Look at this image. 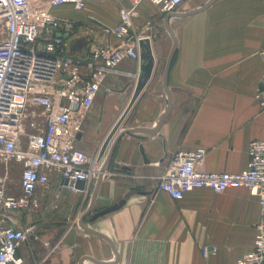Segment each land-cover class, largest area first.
<instances>
[{
    "label": "crops",
    "instance_id": "crops-1",
    "mask_svg": "<svg viewBox=\"0 0 264 264\" xmlns=\"http://www.w3.org/2000/svg\"><path fill=\"white\" fill-rule=\"evenodd\" d=\"M207 1L187 0L172 13ZM129 7L128 0H87L81 11L52 8L69 22L64 55L84 59L94 46H117L100 27H114L119 10ZM167 15L147 1L138 8L135 30L152 23L154 66L101 158L108 175L77 191L61 188L51 175L48 188H38L39 209L20 217L37 236L17 250L22 264H237L252 248L259 206L246 189L201 188L173 200L157 184L177 151L203 148L199 171L235 174L246 169L249 143L264 140V112L255 97L264 75V0H216L196 14L171 17L177 47L165 88L173 45ZM142 65L140 58H126L121 74L104 79L84 114L78 149L99 156ZM204 245L217 249L208 260Z\"/></svg>",
    "mask_w": 264,
    "mask_h": 264
},
{
    "label": "built area",
    "instance_id": "built-area-1",
    "mask_svg": "<svg viewBox=\"0 0 264 264\" xmlns=\"http://www.w3.org/2000/svg\"><path fill=\"white\" fill-rule=\"evenodd\" d=\"M128 1L130 7L119 10L114 27H100L119 44L94 46L86 58L78 59L64 55L69 22L50 10L71 5L81 11L87 0H0V264H22L17 250L30 238L37 240L35 227L23 226L20 217L39 209L36 192L48 188L51 175L61 188L72 191L77 189L70 182L82 181L86 186L108 175L101 159L76 147L84 114L104 79L121 74L124 59L138 61L139 42H151L154 37L149 34L150 21L140 32L134 28L140 4L147 1L161 14H169L187 0ZM260 85L255 97L264 112V75ZM205 155L203 148L175 152L157 190L181 200L195 189H246L257 200L259 219L252 248L237 264H264V140L249 143L247 166L240 173L199 171L197 164ZM10 163L19 170L15 189L8 183ZM216 251L212 246L201 247L205 260Z\"/></svg>",
    "mask_w": 264,
    "mask_h": 264
},
{
    "label": "water",
    "instance_id": "water-1",
    "mask_svg": "<svg viewBox=\"0 0 264 264\" xmlns=\"http://www.w3.org/2000/svg\"><path fill=\"white\" fill-rule=\"evenodd\" d=\"M216 0H208L203 6H201L200 8H197L195 10H192L190 12H187V13H184V14H168L166 17H165V25L168 29V32L170 33V35L172 36L173 38V45H172V48H171V51H170V54L168 56V59H167V62H166V65H165V72H164V78H163V82H164V86L166 88V79H167V75H168V72H169V68H170V65H171V61L173 59V56L175 54V51H176V47H177V42H176V39L175 37L173 36L172 34V31L170 30L169 26H168V21L171 17H174V16H179V17H186V16H189V15H193V14H196L198 12H201L205 9H207L213 2H215ZM139 48H140V60L141 62H143V65H142V71H141V75H140V79H139V82L136 86V89L125 109V111L123 112V114L119 117V119L116 121V123L114 124V126L111 128L110 132L108 133V135L106 136L105 140L103 141V144L101 145V148H100V152H99V156L98 158L101 159L109 142L111 141L112 137L114 136V134L118 131L125 115L127 114V112L130 110L132 104L134 103L136 97L138 96L139 94V91L143 88V86L145 85V83L148 81L150 75H151V71H152V68L154 66V59H153V55H152V48H151V44L149 42V40L145 39V40H141L139 42ZM259 88L261 89V85L259 86ZM111 157H112V152L111 154L109 155L108 157V160L106 162V167L108 168L109 167V164H110V161H111ZM103 171V170H102ZM102 176H99V178L101 179ZM71 185H74V187L76 186H84L85 187V183L82 182V181H77L75 183L73 182H70ZM118 207V206H117ZM115 209V208H114ZM107 210H102L100 212H98L95 217L97 216H101L103 214L106 213Z\"/></svg>",
    "mask_w": 264,
    "mask_h": 264
},
{
    "label": "rangeland",
    "instance_id": "rangeland-1",
    "mask_svg": "<svg viewBox=\"0 0 264 264\" xmlns=\"http://www.w3.org/2000/svg\"><path fill=\"white\" fill-rule=\"evenodd\" d=\"M10 170L11 171L8 176V183L12 189H15L19 177L18 166L15 163H10Z\"/></svg>",
    "mask_w": 264,
    "mask_h": 264
}]
</instances>
